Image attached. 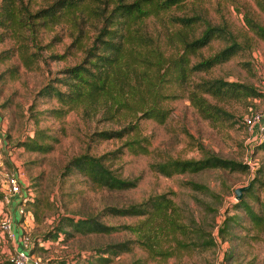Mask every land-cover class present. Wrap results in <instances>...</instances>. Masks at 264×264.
<instances>
[{"label":"trees","instance_id":"16d2710c","mask_svg":"<svg viewBox=\"0 0 264 264\" xmlns=\"http://www.w3.org/2000/svg\"><path fill=\"white\" fill-rule=\"evenodd\" d=\"M201 1L0 0V42L6 39L13 42L11 47L0 51V61L16 55L23 67H38L43 59L41 49L62 40L55 32L60 27L70 41L63 53H51L49 57L64 58L77 52L81 56L60 69L61 76L45 83L37 94L60 103L47 109L53 116L61 117L80 109L89 119L110 124L92 130L88 134L90 140L117 142L112 149L99 154L91 152L90 144L87 145L84 151L67 160L64 173L83 174L98 189L133 188L138 177H123L113 165L125 151L150 153V138L142 123L144 120L164 123L170 116L168 100L186 98L202 118L216 123L230 114L223 102L263 95L254 85L203 75L233 57L243 42L237 39L229 21H212ZM244 16L247 26L264 39V26L249 10ZM52 31L54 35L44 42L46 34ZM214 39L223 45L205 55L203 48ZM17 65L8 68L10 76L17 74ZM51 139L54 140L52 135L37 127L34 135L20 144L29 150L47 152L53 147ZM193 142L202 152L200 157L168 155L150 162V168L165 176L210 168L236 171L249 168L246 162L220 156L207 150L200 141ZM262 143L256 141L255 145ZM185 184L193 190L212 193L205 183L187 180ZM30 199L23 202L29 203ZM32 205L37 206L35 200ZM243 205L256 224L263 220L249 204ZM106 215L136 216L138 222L130 228L141 234L149 247H153L156 237H170L177 248L189 251L215 244L211 233H204L194 217L184 213L167 192H161L123 206L106 205L96 213L78 217L58 214L47 235L33 236L31 251L43 250L44 241L61 234L63 240L75 234H108L127 226L105 222L102 218ZM222 231L221 227L218 232ZM129 242L107 243L97 250L96 259L101 264L107 263L110 256L128 251ZM162 252L163 249L159 253ZM45 264H93V261L56 258Z\"/></svg>","mask_w":264,"mask_h":264},{"label":"rangeland","instance_id":"374dc122","mask_svg":"<svg viewBox=\"0 0 264 264\" xmlns=\"http://www.w3.org/2000/svg\"><path fill=\"white\" fill-rule=\"evenodd\" d=\"M201 5L212 21H229L237 39L243 42L233 57L203 75L254 85L263 95L223 102L230 114L226 120L216 123L202 118L186 98L168 100L170 116L164 123L153 120L142 123L144 133L150 138V153L125 151L113 165L123 177H138L133 188L98 189L83 174L64 173L67 160L84 151L87 145L90 144L91 152L99 154L117 144L116 141L88 138L92 130L110 124L96 121V118L91 120L80 109L70 110L61 117L53 116L47 109L60 103L37 94L45 83L61 76L60 69L81 56L77 52L64 58L49 57L51 53H63L69 43L70 38L64 30L57 27L55 32L62 40H55L50 48L41 49L43 59L38 67H23L16 55L0 61V223L6 216L13 217L21 202L22 196H12L8 200L4 197L6 174L19 169L22 187L30 190L28 197L32 199L23 204L28 213L20 226L31 239L34 235H47L58 214L78 217L96 213L106 205L123 206L150 194L167 192L182 211L194 217L204 233H211L215 240L209 248L189 251L177 248L170 237H156L153 247H149L142 235L130 228L138 222L136 216L106 215L102 218L105 222L127 226L108 234H75L63 240L64 234L56 239L50 237L42 243L43 250L35 251L44 262L64 258L71 262L88 260L101 264L96 259L97 250L107 243L129 240L130 249L110 256L111 260L105 264H264V134L263 143L256 146L242 122L250 107L258 111L264 109V39L247 26L244 16L249 10L264 26V0L259 3L257 0H202ZM55 32L47 33L44 42ZM12 43L11 39L0 42V51L11 47ZM222 45V41L214 39L202 52L207 55ZM12 64H18L15 76H10L8 70ZM37 127L54 137L51 139L53 147L47 152L29 150L20 144L33 136ZM193 141H200L207 150L220 156L246 162L249 168L245 171L210 168L171 176L150 168V162L168 155L200 157L202 152ZM187 180L205 183L212 193L193 190L185 184ZM243 185L248 187L238 199L234 190ZM34 200L37 206L32 205ZM244 203L262 216L260 223L252 220ZM221 227L223 231L219 233ZM162 249L164 252L159 253ZM14 257V242L0 230V264H15Z\"/></svg>","mask_w":264,"mask_h":264},{"label":"built area","instance_id":"2783aa9c","mask_svg":"<svg viewBox=\"0 0 264 264\" xmlns=\"http://www.w3.org/2000/svg\"><path fill=\"white\" fill-rule=\"evenodd\" d=\"M242 119L252 139L255 142L261 141L264 134V109L258 111L256 108L250 107L249 111ZM6 188L7 191H5L4 195L6 200L12 196H22L18 209L15 212L16 215H18V220H15L14 216L11 217V215H9L2 219L0 223V230L15 244V264H45L40 255L31 251L33 241L28 233L24 231L17 233L14 228V223L12 225L14 221H19V226L22 225V223L26 221L24 218L28 213L25 212L23 208V204H25L23 200L28 198L30 190L22 187L21 171L19 169H15L11 174H6Z\"/></svg>","mask_w":264,"mask_h":264},{"label":"water","instance_id":"95a60500","mask_svg":"<svg viewBox=\"0 0 264 264\" xmlns=\"http://www.w3.org/2000/svg\"><path fill=\"white\" fill-rule=\"evenodd\" d=\"M248 185H243V186H239L235 188V194H236V198L240 199L242 196V190H244L245 188H247Z\"/></svg>","mask_w":264,"mask_h":264},{"label":"crops","instance_id":"0c3cea01","mask_svg":"<svg viewBox=\"0 0 264 264\" xmlns=\"http://www.w3.org/2000/svg\"><path fill=\"white\" fill-rule=\"evenodd\" d=\"M14 219L15 220H18V215H16V213H14ZM14 228H15V231L18 233V232H20L21 231V227L19 226V223H15L14 224Z\"/></svg>","mask_w":264,"mask_h":264}]
</instances>
